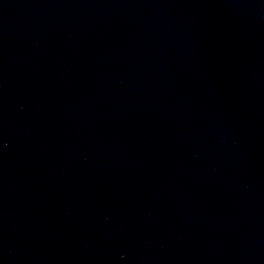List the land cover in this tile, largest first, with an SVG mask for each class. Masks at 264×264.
<instances>
[{"label":"water","instance_id":"95a60500","mask_svg":"<svg viewBox=\"0 0 264 264\" xmlns=\"http://www.w3.org/2000/svg\"><path fill=\"white\" fill-rule=\"evenodd\" d=\"M0 264H264V0H0Z\"/></svg>","mask_w":264,"mask_h":264}]
</instances>
